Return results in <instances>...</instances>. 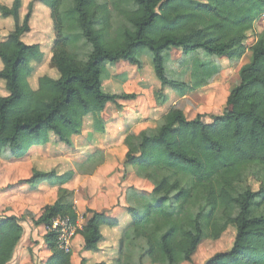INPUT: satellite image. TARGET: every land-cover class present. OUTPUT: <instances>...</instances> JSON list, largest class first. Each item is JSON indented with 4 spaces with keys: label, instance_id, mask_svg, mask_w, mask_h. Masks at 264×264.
I'll return each instance as SVG.
<instances>
[{
    "label": "trees",
    "instance_id": "trees-1",
    "mask_svg": "<svg viewBox=\"0 0 264 264\" xmlns=\"http://www.w3.org/2000/svg\"><path fill=\"white\" fill-rule=\"evenodd\" d=\"M36 1L51 9L56 22L52 66L59 78L44 76L37 90L31 88L30 65L44 58L39 45L22 41L30 32L32 7L23 23L22 0L0 7L4 18L15 21L14 30L0 43V80L9 93L0 97V152L9 151L11 158L21 159L32 147L49 144L51 135L70 147L89 115L94 116L95 131L103 134L101 114L107 105L137 98L135 93L103 91L107 64L140 66L139 55L149 51L161 90L169 88L184 97L209 85L221 72L218 65L210 69L200 64L199 55L234 62L250 54L223 113L212 116L210 123L203 115L188 120L183 110L172 107L161 126L126 138L123 165L133 167L153 190L134 193L137 202L128 210L131 224L119 241L116 262L125 254L127 242L143 240L141 264L142 259L143 264L147 259L151 264H192L203 242L218 241L233 227L230 251L217 253L204 264H264V30L258 34L256 26L264 14V0H126L132 6L125 14L129 27L117 38L108 36L105 5L97 6L93 0ZM69 28L78 30L91 46L86 59L69 51ZM173 50L182 55V78L202 73L194 86L167 73L166 56ZM156 99L161 105L168 101L160 94ZM54 175L34 170L24 182L35 185ZM250 178L259 183L258 191L246 186ZM68 180L69 175L62 176L61 185ZM58 216L77 225L73 192L59 189L55 204L38 220L32 219L33 226L48 229L45 242L52 256L46 264H71L72 252L58 248V235L50 229ZM117 225L106 214L94 213L80 231L85 250L97 251L103 240L101 228ZM24 234L20 218H0V264L11 262Z\"/></svg>",
    "mask_w": 264,
    "mask_h": 264
},
{
    "label": "crops",
    "instance_id": "crops-1",
    "mask_svg": "<svg viewBox=\"0 0 264 264\" xmlns=\"http://www.w3.org/2000/svg\"><path fill=\"white\" fill-rule=\"evenodd\" d=\"M256 26L260 28L261 24L258 22ZM219 60L228 61L224 58ZM125 63L120 62L116 66L115 74L120 81H127L125 74L119 73L120 66ZM217 86L218 80L215 79L197 91H208L213 96L216 95L214 89ZM190 94L179 100L187 99ZM175 103L168 99L161 105L157 103L155 95L147 99L141 94L132 101H116L108 104L101 114L105 125L103 134L95 131L94 116L89 115L84 120L83 132L72 137L70 147L51 135L49 144L32 147L21 159H2L0 218L15 215L21 219L25 230L17 253L8 264H46L50 259L52 252L45 242L48 229L44 225L33 226L32 219L38 220L45 208L55 204L61 188L73 192L78 214L71 264H141L143 240L127 242L125 254L120 262H116L119 258V241L131 224L128 210L135 207L137 202L134 193H151L153 190L152 184L138 177L133 167L123 165L127 151L124 143L129 135L138 136L147 129L161 126L170 108L177 107ZM158 111H161V115L156 117L154 114ZM34 170L54 172L55 175L35 185L25 183ZM64 175H69V180L61 185L60 178ZM94 213L106 214L118 225L102 227L103 240L97 251L90 252L84 248L85 241L80 231ZM144 264L151 262L147 259Z\"/></svg>",
    "mask_w": 264,
    "mask_h": 264
},
{
    "label": "rangeland",
    "instance_id": "rangeland-1",
    "mask_svg": "<svg viewBox=\"0 0 264 264\" xmlns=\"http://www.w3.org/2000/svg\"><path fill=\"white\" fill-rule=\"evenodd\" d=\"M98 5H105L109 11L108 18V36L111 38H117L124 28L129 27L125 14H128L132 10V6L126 0H93ZM204 2L206 0H198ZM71 0H67L66 4H70ZM13 0H0V7L10 8ZM29 6L32 7V13L29 21L30 32L26 33L22 37V41L27 45H39L44 58L41 63H32L30 65L31 78L29 79L30 86L33 90L38 89V81L44 76H48L53 79H58L59 75L56 69L52 66V58L54 56V47L56 41V22L53 17L51 9L36 0H22V8L20 10V23H23L25 16L28 13ZM99 16V14H98ZM58 25V24H57ZM264 24H261L260 29L257 30L258 34L262 32ZM15 28V21L12 17L4 18L0 13V43L5 41L9 34ZM68 35L71 36L72 44H70L69 51L76 53L81 59H86L91 51V46L86 42L84 37L76 29L69 28ZM166 56V70L170 76L178 80H186L191 82L189 86H194L196 81L201 79L202 73L199 72L194 79L191 75H187L182 78V69L179 65L182 62L181 52L173 50L167 53ZM151 53L144 51L138 57L140 66H132L128 63L123 64L119 68V73L125 74L127 77L124 81H120L119 76L115 73L117 71V65L107 64V70L102 76L103 91L109 94H121L125 91L141 94L144 98L151 99L152 96L158 97V95L165 96L174 104L180 99V96L175 91L169 88L161 90L160 82L156 79L153 66ZM198 62L206 65L208 68H214L220 66V74L213 78L218 80V86L214 89L216 95L208 93V91L199 90L188 95L187 99L179 100L176 102V106L184 111L188 119H194L197 115H203L205 122H210L212 116H220L224 109L226 98L230 91L236 87L239 83V71L241 67L248 63L250 60V54L241 61H221L217 58H211L204 54L198 56ZM123 63V62H122ZM210 68V69H211ZM3 69L2 62L0 61V71ZM119 74V75H120ZM190 74V73H189ZM213 79L209 80L212 81ZM8 91L4 81L0 80V97L8 96ZM158 99V98H157ZM163 112V111H162ZM156 117L161 115V111L154 114ZM9 151H1V159L11 158ZM246 186L250 187L252 191H258L259 183L250 178L247 180ZM148 193V192H147ZM235 229L229 227L227 232L218 241H205L198 249L194 262L192 264H204L206 260L213 257L217 253H226L232 248L235 239ZM145 244H143L144 251Z\"/></svg>",
    "mask_w": 264,
    "mask_h": 264
},
{
    "label": "built area",
    "instance_id": "built-area-1",
    "mask_svg": "<svg viewBox=\"0 0 264 264\" xmlns=\"http://www.w3.org/2000/svg\"><path fill=\"white\" fill-rule=\"evenodd\" d=\"M260 24H264V14L259 19ZM57 233V246L65 253H71L73 241L76 235V226L67 217L58 216L52 221L50 228Z\"/></svg>",
    "mask_w": 264,
    "mask_h": 264
}]
</instances>
